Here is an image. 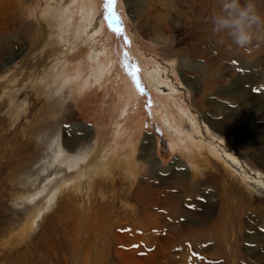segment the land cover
Instances as JSON below:
<instances>
[{
    "label": "rangeland",
    "instance_id": "1",
    "mask_svg": "<svg viewBox=\"0 0 264 264\" xmlns=\"http://www.w3.org/2000/svg\"><path fill=\"white\" fill-rule=\"evenodd\" d=\"M12 1L17 3L8 8L10 21L0 31V228L11 227L16 247L32 246L49 230L63 191L76 183L93 188L103 208L114 194L124 196L137 175L156 190L161 203L156 213L170 216L173 210L178 224L191 219L204 228V217L219 205V191L202 185L187 195L173 176L191 167L188 156L201 142L215 147L233 168L247 169L254 180H246L260 185L251 186L260 196L247 211L253 218H243L245 234L239 239L246 264L256 262L250 248L264 254V231L254 237L249 224L261 222L264 229V172L251 169L242 154L248 152L251 159L264 154V45L249 53L234 46L232 55H224L211 31L209 5L200 24L180 14L166 17L151 0L111 5L108 0ZM173 1L172 10L191 15L190 0ZM256 3L264 12V0ZM165 17L168 27H157ZM60 47L71 49L45 66L38 64L45 51ZM254 100L260 103L249 117L248 103ZM215 123L224 132H215ZM57 137L62 144L72 141L71 148L65 147L71 157L86 155L68 176L82 173L81 180L71 179L50 203L63 184L61 175L54 176ZM225 140L241 153L231 151ZM97 162L109 163L102 168ZM38 185L45 190L33 199L7 200L13 191L34 193ZM76 190L72 195L79 199ZM203 194L216 198L212 207L202 205ZM115 201L118 209L136 203ZM248 234L258 241H247ZM187 243L195 256L222 263L211 260L214 240ZM9 248L0 247V254Z\"/></svg>",
    "mask_w": 264,
    "mask_h": 264
},
{
    "label": "bare ground",
    "instance_id": "2",
    "mask_svg": "<svg viewBox=\"0 0 264 264\" xmlns=\"http://www.w3.org/2000/svg\"><path fill=\"white\" fill-rule=\"evenodd\" d=\"M151 1L165 10L166 17L171 13L180 14L185 20L192 19L200 24L207 9L205 7L209 5L212 8H210L211 14L218 12L220 9V0H190L191 6L190 4L187 5L190 9V15L186 10H172L176 5L173 0ZM16 3L12 0H0V5L5 7L0 10V31L10 21L11 13L8 8L16 5ZM93 4L95 5V3ZM166 17L163 18L164 22L157 24V27H168ZM204 29L207 30V28ZM27 31L29 32V30ZM216 37L220 51L224 55H232L231 52L234 51V45L230 46V41L227 40L221 43L220 37L217 35ZM70 49V47H60L45 51L39 60L41 62L38 64L45 66L47 61L60 58L63 53ZM183 51L181 49L177 52L178 56L183 57L182 61H179L181 64L186 62L184 61L185 54ZM259 103L260 100L248 103L247 111L250 112L249 117L254 115L253 107ZM35 128L38 132V125ZM213 129L215 132H224V128L219 123H215ZM70 141L66 140L62 144L59 137L55 139L57 143L55 162H57L58 170H56L54 176L61 175L63 184L58 188L59 190L54 191L50 195L48 198L50 203L56 199L59 194L58 191L62 192V188L67 187L71 179L75 181L77 178V181H80L83 176L82 173H79L72 178L68 177L69 172L77 168L80 161L85 158L84 155H86L71 157L65 150V147L71 148L72 141ZM225 141L226 146L231 151L235 150L237 154L241 153L236 145L228 140ZM196 145L198 147L197 151L188 156L191 167L175 171L173 176L177 180L174 183L176 182L177 185L178 183L183 184L187 195H194V191L201 189L202 185L213 187L219 191V205L216 207L215 212L204 217L202 222L204 228L198 229V224L191 219L178 224L177 220L179 217L175 216L176 214L173 213V210L170 216L156 213L154 209L160 203L156 197V190L149 187L148 181L140 179L139 175L134 176V179L127 183L128 188L127 186L125 187L127 191L124 196L121 197L114 194L110 203L108 201L103 203V208H100L99 203H96V195L94 196L95 193L92 192L93 188L91 190L88 186H81L76 183L73 189L63 191V196L57 204L59 213L52 216L49 230L46 233H40L42 235L32 243V246L28 245L18 249L15 239H12L10 234L12 231L11 227L7 225L0 228V235H2L0 236V247L8 248L10 246L9 249H6V253L0 254V264H214V262H208L205 257H197L191 252L189 243L185 244V241L191 239L204 241L210 239L215 241L213 246L208 245L212 249L210 254L212 261H221V264H246L247 256L242 251L239 239L245 234L243 218L245 216L253 218V215L247 211L252 207L255 198L260 196L257 195V190H253L251 186L259 189L260 185H258L259 183L254 184L246 180L247 178L254 180L252 176L248 175L247 169L242 168L239 171V169L233 168L228 160L220 156L219 151L215 147H208L201 142H197ZM149 146L151 148V145ZM244 146L247 147L245 144ZM247 153L242 154V156L251 166V169L264 172V154L251 159V155ZM109 162L113 161L110 160ZM109 162L106 164L97 162V164L103 168L107 167ZM180 165L183 164L179 162L177 166ZM142 183H146V185L136 189V185ZM115 185H117V181L114 179L111 182L114 190L116 188ZM38 188L34 193L24 192L23 189L22 191H13L7 200L11 199L20 204L24 199H33L45 190L44 187L41 188L39 185ZM75 190L79 192L77 193L80 196V198L78 197L79 199L74 198L72 195ZM203 195L204 198H201L202 205L205 208L212 207L216 198H210L206 194ZM100 197L104 198V196ZM132 199L136 201L135 204L131 203L128 206L127 203H123L121 209H118L115 205V200L129 201ZM103 209L106 212H102ZM57 219L62 222L60 225L56 224ZM65 219L68 221H63ZM260 224L261 222L249 224L253 229L254 237L263 235L264 229H262ZM126 227H129V229ZM251 234H248L247 241L257 242L258 240L252 237ZM150 247L152 249L148 251ZM250 252L256 259V262L252 264H264L263 253L253 251L251 248Z\"/></svg>",
    "mask_w": 264,
    "mask_h": 264
},
{
    "label": "clouds",
    "instance_id": "3",
    "mask_svg": "<svg viewBox=\"0 0 264 264\" xmlns=\"http://www.w3.org/2000/svg\"><path fill=\"white\" fill-rule=\"evenodd\" d=\"M211 31L220 42L245 53L258 51L264 45V12L256 0H220V9L210 17Z\"/></svg>",
    "mask_w": 264,
    "mask_h": 264
},
{
    "label": "snow or ice",
    "instance_id": "4",
    "mask_svg": "<svg viewBox=\"0 0 264 264\" xmlns=\"http://www.w3.org/2000/svg\"><path fill=\"white\" fill-rule=\"evenodd\" d=\"M115 3V0H108V4L111 5V4H114ZM117 34H122L120 32H118ZM125 42H127V38L125 37Z\"/></svg>",
    "mask_w": 264,
    "mask_h": 264
}]
</instances>
